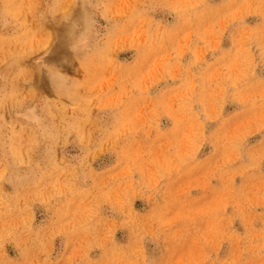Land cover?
<instances>
[{"label": "rangeland", "instance_id": "374dc122", "mask_svg": "<svg viewBox=\"0 0 264 264\" xmlns=\"http://www.w3.org/2000/svg\"><path fill=\"white\" fill-rule=\"evenodd\" d=\"M87 2L0 0V264H264V0Z\"/></svg>", "mask_w": 264, "mask_h": 264}, {"label": "clouds", "instance_id": "9594fccd", "mask_svg": "<svg viewBox=\"0 0 264 264\" xmlns=\"http://www.w3.org/2000/svg\"><path fill=\"white\" fill-rule=\"evenodd\" d=\"M75 19L72 21L76 25V28L79 29L82 26V22L88 16L91 15V9L87 0H76V5L74 8ZM4 118L0 115V126H2ZM2 176V173H0Z\"/></svg>", "mask_w": 264, "mask_h": 264}, {"label": "bare ground", "instance_id": "6f19581e", "mask_svg": "<svg viewBox=\"0 0 264 264\" xmlns=\"http://www.w3.org/2000/svg\"><path fill=\"white\" fill-rule=\"evenodd\" d=\"M226 126V125H225ZM221 129V128H220Z\"/></svg>", "mask_w": 264, "mask_h": 264}]
</instances>
